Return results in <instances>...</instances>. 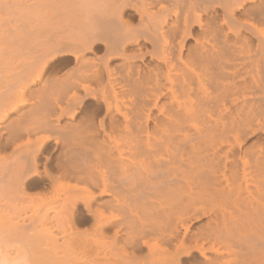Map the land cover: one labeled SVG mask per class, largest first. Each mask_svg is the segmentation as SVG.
Instances as JSON below:
<instances>
[{"label":"bare ground","instance_id":"6f19581e","mask_svg":"<svg viewBox=\"0 0 264 264\" xmlns=\"http://www.w3.org/2000/svg\"><path fill=\"white\" fill-rule=\"evenodd\" d=\"M34 6L0 39L3 264H264V0Z\"/></svg>","mask_w":264,"mask_h":264},{"label":"rangeland","instance_id":"374dc122","mask_svg":"<svg viewBox=\"0 0 264 264\" xmlns=\"http://www.w3.org/2000/svg\"><path fill=\"white\" fill-rule=\"evenodd\" d=\"M7 1H8V4H7ZM14 1H15V3H14ZM11 0V1H9V0H0V35H2V36H0V39H4L5 37H7L8 38V35L9 34H11L12 35V32L10 31L11 29V25L10 24H12V26H13V23H15L14 24V27H15V25H16V27H17V25H18V27H19V29L21 30V29H24L23 27H27L28 25H24L23 26V24L21 25V24H19L20 23V21L22 20V17L24 18V16L25 17H30V18H34V16H35V14H36V10L34 9L35 8V1L36 0ZM34 1V2H33ZM24 2V3H23ZM26 2V3H25ZM18 3V4H17ZM32 3V4H31ZM31 4V5H30ZM19 5V6H18ZM25 5V6H24ZM9 6H11V7H9ZM32 6H33V8H32ZM20 7V8H19ZM28 7H29V9H28ZM17 10V11H16ZM31 10V11H30ZM28 12V13H27ZM32 12V13H31ZM27 13V14H26ZM26 14V15H25ZM29 14V15H28ZM32 14H33V16H32ZM32 16V17H31ZM6 18V19H5ZM8 18H10L9 20H8ZM19 19V20H18ZM3 22H2V21ZM6 20V21H5ZM6 23H5V22ZM12 21H13V23H12ZM29 21H32L31 19H29ZM24 21H22V23H23ZM27 23H29V22H27ZM31 23V22H30ZM8 24V25H7ZM6 25V26H5ZM9 26H10V28H9ZM21 26V27H20ZM17 27V28H18ZM13 28V27H12ZM2 29V30H1ZM10 29V30H9ZM8 31V32H7ZM10 35V36H11ZM11 38H12V36H11ZM2 48H5V45L3 46L1 43H0V51H1V49ZM3 50V49H2ZM4 52V54H6V55H2L1 54V52H0V60L2 61V62H7V61H9L8 59L6 60V57L7 58H9V56H10V58L11 57H13L12 55H9V54H7V53H5V51H3ZM6 56V57H5ZM61 63V64H60ZM59 64H58V67L59 68H64V67H66V62L65 63H63V62H60ZM64 66V67H63ZM43 191V190H42ZM41 191V189H38V190H36V189H34V190H31L29 193V195L32 197V198H34V199H37V200H39V199H45L47 196H49L50 194L48 193V191L46 192V191H43L42 192ZM0 194L2 195H0V214L1 215H7V217H9V219H13V220H15L16 219V221H19L20 219H19V214H21V213H17L16 211H13V209L11 208L10 209V204H11V202H9V201H7V200H5V199H3L5 196H3V191H1L0 190ZM4 200H5V202H4ZM6 205H5V204ZM10 203V204H9ZM9 204V205H8ZM2 207H3V209H2ZM4 210V211H3ZM6 210L8 211V212H6ZM18 214V215H17ZM14 215H16V216H14ZM22 215V214H21ZM20 215V216H21ZM16 217H18V218H16ZM18 219V220H17ZM1 242V241H0ZM1 245H3V243L2 244H0V248L2 247ZM16 246L14 245V244H9L8 245V255H5L4 253H1L0 254V264H3V258L4 257H6V258H8V259H14V253H12L13 252V250H14V248H15ZM11 251H10V250Z\"/></svg>","mask_w":264,"mask_h":264}]
</instances>
